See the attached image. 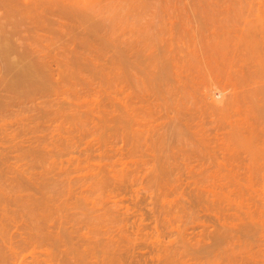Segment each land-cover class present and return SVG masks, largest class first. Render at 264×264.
Masks as SVG:
<instances>
[{"label": "rangeland", "instance_id": "rangeland-1", "mask_svg": "<svg viewBox=\"0 0 264 264\" xmlns=\"http://www.w3.org/2000/svg\"><path fill=\"white\" fill-rule=\"evenodd\" d=\"M6 1L0 0V264H207L206 244L221 241L212 238L220 229L213 231L206 220L201 162L234 140L238 34L252 25L264 28V0ZM14 35L19 41L24 36L22 42ZM30 40L35 47L29 52ZM4 43L13 47L4 49ZM38 46L59 63L51 62L58 78L49 71L43 78L48 87L28 92L15 82L18 67L5 61L22 56L28 62ZM214 145L217 156L206 153ZM3 193L14 198L5 195L6 201ZM18 229L42 237V246L25 244ZM6 242L15 243L16 254Z\"/></svg>", "mask_w": 264, "mask_h": 264}, {"label": "bare ground", "instance_id": "bare-ground-1", "mask_svg": "<svg viewBox=\"0 0 264 264\" xmlns=\"http://www.w3.org/2000/svg\"><path fill=\"white\" fill-rule=\"evenodd\" d=\"M5 1V0H4ZM9 1V0H8ZM8 1H6L5 2V5L6 4H8ZM16 0H14V2H15ZM19 2H20V0H18ZM43 1V0H42ZM49 1H51V0H49ZM71 1V0H70ZM74 1V0H73ZM17 2V1H16ZM21 2H23L22 0H21ZM52 2V1H51ZM54 2H55V0H54ZM10 3H13V1H10ZM33 3V2H32ZM31 3V4H32ZM49 3V2H48ZM57 4H58V2H56ZM70 3V2H69ZM21 4V3H20ZM19 4V5H20ZM76 4V3H75ZM0 5H1V7H2V5L3 4H1L0 3ZM9 5V4H8ZM7 5V6H8ZM24 5V4H23ZM42 5H43V3H42ZM41 5V6H42ZM48 5V4H47ZM53 5L54 4H52V6L51 7H53ZM7 6H5V7H7ZM18 6V5H17ZM20 6H22V5H20ZM24 6H26V5H24ZM45 6V5H44ZM55 6V5H54ZM72 6H74V7H76V5H72ZM74 7H72V8H70L71 10H73V8ZM11 7L9 6V8H7V11H9V10H12V9H10ZM22 8V7H21ZM27 8L29 9V8H31V6L29 7H26V8H24V12H23V9H22V12L25 14V10H27ZM50 8V7H49ZM48 7H47V11H49V10H51L52 11V9H49ZM65 9H66V7H64ZM9 9V10H8ZM17 9V10H16ZM42 9H43V7H42ZM54 9V8H53ZM57 11L56 12H58L59 10H60V6H58V8H55ZM64 9V10H65ZM15 10L17 11V12H15L14 11V9H13V11L16 13V14H20V13H18V11L19 10H21L20 8H15ZM37 10V9H36ZM35 10V11H36ZM68 11H70L69 10V8L67 9ZM74 10H75V8H74ZM6 11V12H7ZM29 13H30V11H31V9H30V11L29 10H27ZM51 11H49V12H51ZM66 11V10H65ZM65 11L63 12V10H62V7H61V13L62 14H64L65 15ZM76 11V10H75ZM75 11H73V12H75ZM39 12H42V11H40V9H39ZM48 12V13H49ZM55 12V13H56ZM71 12V11H70ZM22 13V14H23ZM33 13H35V12H33ZM36 13H37V11H36ZM43 13V12H42ZM42 13H41V15H42ZM53 13V12H52ZM60 13V14H61ZM12 14H14L13 12H11L10 13V15H12ZM16 14L15 15H13L14 17L16 16ZM40 14V13H39ZM58 14H59V12H58ZM61 14V15H62ZM69 14H71V13H69ZM68 13L66 14V15H69ZM73 14V13H72ZM71 14V17L73 16ZM75 15H76V13H74ZM8 14H6V16H7ZM26 15V14H25ZM27 15H28V13H27ZM31 15V14H30ZM50 15V14H49ZM36 15H34V17H35ZM54 16H56V15H54ZM8 17V16H7ZM11 17V16H10ZM18 17H22L21 15H19ZM17 16H16V18H18ZM29 17V16H28ZM49 17H51L52 18V16L50 15V16H48V17H46V18H49ZM59 17V16H58ZM24 17H22V19H23ZM40 18V17H39ZM43 18H44V16H43ZM50 18V19H51ZM57 18V17H56ZM60 18L63 20V18H65V17H61L60 16ZM59 18V19H60ZM11 19H12V17H11ZM13 19H15V18H13ZM19 21V23H18V25L20 24V23H22V22H20V19H18ZM35 20V19H34ZM36 20H37V18H36ZM38 20H40V19H38ZM44 20V19H43ZM46 20H48V19H46ZM54 20V19H53ZM52 20V21H53ZM56 20V19H55ZM11 21V20H10ZM57 21V20H56ZM56 21H54V22H56ZM12 23H11V25L13 24V20L11 21ZM17 22V21H16ZM32 22H34V21H32ZM38 22V21H37ZM40 22V21H39ZM59 22V21H58ZM61 22H64V21H61ZM9 23V22H8ZM26 23V22H25ZM31 23V22H30ZM30 23H28V24H30ZM42 23V22H41ZM6 24V23H5ZM23 24V23H22ZM14 25H16V24H14ZM25 25H27V24H25ZM33 25L34 24H32V28H34L33 27ZM36 25V24H35ZM34 25V26H35ZM37 25H39V24H37ZM58 25H60V23H58ZM57 25V26H58ZM13 26V25H12ZM259 26H261L260 24H259ZM16 27V26H15ZM14 27V28H15ZM41 27V26H40ZM60 27V26H59ZM64 27V26H63ZM255 27V28H254ZM258 27V26H257ZM263 27V26H262ZM13 28V29H14ZM37 28H39L38 26H37ZM42 28V27H41ZM61 28V27H60ZM43 29V28H42ZM11 30V29H10ZM21 31H22V29H20ZM29 30H33V29H29ZM7 31H9V30H7ZM16 30L14 29V31L13 32H15ZM36 31H38V30H36ZM40 31H41V29H40ZM33 32V31H32ZM7 33H10V32H7ZM6 33V34H7ZM23 33V32H22ZM21 33V35H24V36H26L25 34H22ZM11 35H13L12 34V32L10 33ZM35 35V34H34ZM20 36V35H19ZM24 36H23V38H24ZM31 36H33V35H31ZM38 36H40L39 34H38ZM43 36V35H42ZM29 37V36H28ZM27 37V38H28ZM41 37V36H40ZM22 38V39H23ZM14 39H15V35H14ZM22 39H20V41L17 39V37H16V43L19 41V42H22L21 40ZM31 39V38H30ZM35 39V38H34ZM74 40H76V39H74ZM73 40V42H75ZM3 42H5L4 40H3ZM2 42V40H0V45H1V43H3ZM29 42V41H28ZM30 42H31V40H30ZM72 42V43H73ZM6 43H9V41H6ZM33 42H31V44L29 45L30 47L32 46V45H34V43L32 44ZM38 43H41V42H38ZM45 43H48V42H45ZM71 43V42H70ZM71 43V44H72ZM76 43V42H75ZM75 43H73L72 44V46H74L75 45ZM85 43V42H84ZM84 43H82L83 45H86V44H84ZM106 43H108V42H106ZM42 44V43H41ZM69 44V43H68ZM67 44V45H68ZM4 45H5V43H4ZM7 45V47H5L4 49H6V48H10V46L11 47H13L12 45H9V44H6ZM5 45V46H6ZM48 45V44H47ZM62 45H64V44H62ZM103 45V44H102ZM2 46H3V44H2ZM49 46V45H48ZM66 46V45H65ZM76 46V45H75ZM75 46H74V49H76L75 48ZM96 46V45H95ZM109 46L111 47H113V45H111V44H109ZM117 46V45H116ZM20 47H22V46H20ZM20 47H18V48H20ZM27 47H28V45H27ZM29 47V48H30ZM33 47H35V46H32V48H30V50H29V52L30 51H32L31 49H33ZM40 46H38V48H39ZM43 47V46H42ZM47 47V46H46ZM61 47V46H60ZM59 47V48H60ZM64 47V46H63ZM67 47V46H66ZM69 47V46H68ZM88 47H89V45H88ZM94 47V46H93ZM97 47V46H96ZM109 47V48H110ZM29 48H27L25 51L27 52V50L29 49ZM38 48H35L34 50H35V53L37 52V54H35V55H32V60H30V61H28V62H23V60L22 59H24L22 56H20L19 58L18 57H15V58H17V59H15L14 57V59L13 60H11L10 62H9V60H10V58H8L7 56H6V54L8 53V52H10V53H13V52H11V51H8L6 54H5V57H7L9 60H8V62L7 61H5L6 60V58L4 57V56H2V57H4V59H3V61H5L6 63H8V66L9 67H18V69L17 70H15V71H17V75L20 77L19 79H17L16 78V80H15V82H17V83H19V81H20V83L18 84V86H19V88H22L23 87V89L24 90H27L28 89V92H29V87H33V88H39L38 90H40L41 88L43 89V90H45L44 89V87L46 88V87H48L47 85L49 84H46L45 82H44V79L43 78H47L48 79V77H49V71H50V75H51V78L52 79H55L56 77L58 78V76H54V73L56 74L59 70H57V69H53L54 67H52L51 65H52V63H54V65H55V63L58 65L59 63H57L54 59V61L52 62V61H50V59H52L51 57H50V55H48L47 53H46V51H44L43 53H42V50L41 49H43V48H39L40 50H37ZM51 48V50L53 51V49H52V47L50 46L49 48H47V49H50ZM59 48L57 49V50H59ZM72 48V47H71ZM97 48H99V47H97ZM103 48V47H102ZM105 48V47H104ZM114 48H115V45H114ZM12 50L14 49L15 50V47L14 48H11ZM44 49H46V48H44ZM73 49V48H72ZM91 49H92V47H91ZM88 50V51H90L91 53L93 52V54L91 55V56H93L94 55V53H95V51L94 50ZM94 49V48H93ZM96 49V48H95ZM116 49H118V48H116ZM115 49V50H116ZM7 50H9V49H7ZM18 50H20V49H18ZM33 50V51H34ZM61 50V49H60ZM64 50V49H63ZM62 50V51H63ZM99 50V49H98ZM119 50H121V51H124V50H122V49H119ZM119 50H116V51H118L119 52ZM4 51V50H3ZM56 51V50H55ZM71 51V50H70ZM120 51V52H121ZM2 52V51H1ZM24 52V51H23ZM25 52V53H26ZM57 52V51H56ZM69 52V51H68ZM89 52V53H90ZM117 52V53H118ZM43 55H42V54ZM54 53V52H53ZM72 53H74V52H72ZM72 53L70 54V56L72 55ZM123 53V52H122ZM121 53V54H122ZM14 54V53H13ZM51 54V53H50ZM55 54V53H54ZM58 54V52L55 54V55H57ZM75 54H76V52H75ZM96 54V53H95ZM100 54V53H99ZM103 54H104V52H103ZM119 54V53H118ZM120 54V55H121ZM7 55H9V53L7 54ZM11 56H12V54H10ZM64 55V54H63ZM69 55V54H68ZM85 55V54H84ZM90 55V54H89ZM89 55L87 54V56L89 57ZM126 55V54H125ZM124 55V56H125ZM51 56H52V54H51ZM73 56V55H72ZM72 56H71V60H72ZM86 56V55H85ZM85 56H82L81 58H83L84 60H85V58H87V56L85 57ZM91 56L89 57V58H87L86 60H90V61H93V59H94V61L93 62H97V61H95V59H97V57H99L98 56V54H96V55H94L92 58H91ZM124 56H122V57H124ZM28 57V56H27ZM26 57V58H27ZM30 57V56H29ZM34 57V58H33ZM35 57H37V58H35ZM73 57H75V56H73ZM106 57H107V55H106ZM25 58V59H26ZM54 58V57H53ZM57 58V57H56ZM65 59H66V57H64ZM63 58V59H64ZM76 58V57H75ZM79 58V57H78ZM91 58V59H90ZM236 58H237V83L235 84L236 85V87L235 88H237V90L235 91L234 90V92L235 93H233L234 95V101H233V104H234V110L235 109H237V110H235L234 112H235V119H236V116L238 117L235 121H236V123L234 124V126L236 125V127H235V129H234V140H233V142H232V140H231V142L230 141H228L229 142V145H228V143H227V141H223L222 143L223 144H221L220 143V147H219V145H218V148L217 149H219L218 151H220L219 152V154H218V156H220L221 155V153H222V156H220V157H218L217 156V153H215V149H213L214 147L216 148V146L214 145L213 147H212V149L213 150H211L212 151V153L211 152H209L210 151V148H209V151L208 152H206V153H210L211 155H213V153H214V155H216L217 157L216 158H214V157H212L211 156V158H213V159H206V161L205 160H203L204 162H201L202 164L201 165H203V168H204V170H203V168H202V175L204 176L205 174H206V179H202L203 180V182L205 181L206 182V186H205V190L203 191V189L201 190V193H202V199L204 200L203 202H204V211H205V216L207 215L209 218H211V222L210 221H208V219L209 218H207V216H206V220L208 221L207 223H209L210 225H208L206 222V224L208 225V227L209 226H212L213 227V231H214V229H215V232H217L219 229V231H220V233L218 234V233H215L214 234V232H212L213 233V236H212V238L214 239V240H219V241H221V242H215V241H213V242H215L217 245H215V243L213 244V245H211V246H213V248L210 246V243H209V246L210 247H208L207 245L208 244H206V247H207V249H204V250H207L206 252H204V253H206V254H209V255H207L206 256V258H207V261H206V263L208 264L209 263V261L211 260V259H214V257H211L210 258V256H213L212 254H215V259L214 260H212L211 262L212 263H209V264H216V263H218V261L221 259L222 260V258H219V259H217L216 258V255L218 254V257H224V255H225V257L223 258L225 261H219L220 263H218V264H264V141H262V140H264V138H263V135L264 134H262V133H264V124H263V122H264V109H263V105H264V28H256V26L255 25H252L251 27H248V28H245V29H242L241 31H240V33L238 34V41H237V44H236ZM28 59V58H27ZM34 59H36V60H34ZM38 59V60H37ZM69 59V58H68ZM110 59V58H109ZM109 59H107L106 61H108ZM120 59H121V56H120ZM122 59H125V57L124 58H122ZM39 60H41V61H39ZM56 60H58V59H56ZM70 60V59H69ZM88 60V61H89ZM99 60V59H98ZM119 60V59H118ZM25 61V60H24ZM65 61V60H64ZM76 61V60H75ZM75 61H74V63H75ZM83 61V60H82ZM88 61H86V62H88ZM105 61V62H106ZM4 62V63H5ZM52 62V63H51ZM104 62V63H105ZM3 63V64H4ZM66 63H68V62H66ZM70 63V62H69ZM71 63H73V60H72V62ZM94 63V64H95ZM113 63V62H112ZM115 63V62H114ZM63 64V63H62ZM61 64V65H62ZM81 64H83V63H81ZM97 64H98V62H97ZM97 64H95L96 66H97ZM109 64V63H108ZM7 65V64H6ZM53 65V66H54ZM112 65H115V64H112ZM117 65V64H116ZM52 67V68H51ZM60 66H58V67H56V68H59ZM71 67V66H70ZM106 67H107V64H106ZM110 67V66H109ZM112 68H113V66H111ZM117 67H119V66H117ZM72 68V67H71ZM114 68H116V67H114ZM12 69V68H11ZM68 69V68H67ZM73 69V68H72ZM71 69V70H72ZM120 69V68H119ZM13 70H14V68H13ZM46 70H48V73H47V75H46V73H45V71ZM54 70H57V71H54ZM121 70V69H120ZM10 71V70H9ZM8 71V72H9ZM61 71V70H60ZM68 71V70H67ZM73 71H75V69L73 70ZM1 72H2V70H1ZM11 73L12 72H10V74H8V75H11ZM60 73V72H59ZM1 74V73H0ZM13 75H15V73H12ZM58 74V73H57ZM2 75V74H1ZM3 77V76H2ZM9 77V76H8ZM15 77V76H14ZM55 77V78H54ZM157 77V76H156ZM6 78V77H5ZM39 78H41L40 80H38ZM21 79V80H20ZM158 79H159V77H158ZM156 80V79H155ZM163 79L161 78V81H162ZM23 81V82H22ZM26 83H25V82ZM159 81V80H158ZM157 81V82H158ZM1 82H2V80H1ZM22 83H23V85H22ZM30 83H31V85H30ZM44 83L46 84V86L44 85ZM28 84V85H27ZM51 84V83H50ZM17 85V84H16ZM20 85H22V87H20ZM30 85V86H29ZM44 85V86H43ZM24 86H26V87H24ZM28 86V87H27ZM43 86V87H42ZM97 87V86H96ZM26 88V89H25ZM41 89V90H42ZM97 89V88H96ZM31 90V89H30ZM33 90V89H32ZM23 92H26V91H23ZM28 92H26L27 94H28ZM220 92V91H219ZM31 93V92H30ZM29 93V94H30ZM44 93V92H43ZM26 94V95H27ZM28 94V95H29ZM31 95H33V92L31 93ZM31 95H29V96H31ZM28 96V97H29ZM34 96H35V98L36 99H38V95H37V97H36V94H34ZM34 96H32L31 97V101L32 100H34V99H32ZM41 95H39V98H41L40 97ZM25 97H27V96H25ZM213 97V96H212ZM213 98H215V97H213ZM215 100H217V99H215ZM35 101V100H34ZM215 102H217V101H215ZM215 106H218V105H216L215 104ZM235 106H236V108H235ZM262 110H263V112H262ZM261 111V112H260ZM260 113L261 114H263V115H260ZM262 116L263 117V119L261 118L260 119V116ZM260 121H259V120ZM257 121H259L258 123H257ZM263 121V122H262ZM262 122V123H261ZM259 124H261V126H262V128H261V126L259 125ZM263 124V125H262ZM260 126V127H259ZM259 128H261V129H259ZM261 130V131H260ZM263 131V132H262ZM262 132V133H261ZM262 134V135H261ZM226 142V143H225ZM231 143V144H230ZM217 144H219V143H217ZM227 144V145H226ZM223 147V148H222ZM220 148H222L221 150H220ZM222 150H223V152H222ZM214 151V152H213ZM207 154V156H208V158H210V155H208ZM207 156L205 155L204 156V158L206 157L207 158ZM204 163V164H203ZM205 166V167H204ZM202 176V177H203ZM205 184V183H204ZM27 185V184H26ZM30 185V184H29ZM202 185H203V183H202ZM33 186V185H32ZM18 187H21V186H18ZM31 187V186H30ZM30 187H28V185H27V188H24V189H26V191H27V189L28 188H30ZM34 188H35V186H34ZM9 189H11V188H9ZM21 189V188H20ZM36 189V188H35ZM8 190V189H7ZM13 191H14V189H12ZM12 190H9V191H11L12 192ZM32 190H34V189H32ZM38 190V189H37ZM37 190H35V191H37ZM40 190V189H39ZM29 191V190H28ZM8 192V191H7ZM14 193V192H13ZM16 193H18V191L16 192ZM20 193V192H19ZM12 194V193H11ZM27 194V193H26ZM29 194V193H28ZM27 194V195H28ZM3 198H5V193H3ZM10 195V194H9ZM14 195V194H13ZM13 195H10V197H12ZM16 195V194H15ZM21 195H23V193L21 194ZM30 195V194H29ZM29 195L28 196H26V195H23V196H25V197H28V198H30L29 197ZM31 195H33L32 193H31ZM34 195H35V193H34ZM46 195V194H45ZM44 195V196H45ZM199 197V194H197L196 195V197ZM6 197L8 198V201L10 200V197L8 196V194L6 195ZM200 197V198H201ZM12 198H14V196L12 197ZM19 198V197H18ZM31 198H34V197H32L31 196ZM30 198V199H31ZM16 199V198H15ZM20 199H22L21 198V196H20ZM19 199V200H20ZM36 199V198H35ZM199 199V198H198ZM5 200H6V198H5ZM33 200V199H32ZM54 200V199H53ZM200 200V199H199ZM7 201V200H6ZM15 201H17L18 202V200H15ZM14 201V202H15ZM35 201V200H34ZM37 201V200H36ZM201 201V200H200ZM25 202V201H24ZM42 201L40 200V203H41ZM9 203V202H8ZM10 204H11V202H10ZM15 204H16V202H15ZM39 204V203H38ZM45 204V203H44ZM56 204V203H55ZM42 206H43V203L41 204ZM57 205V204H56ZM40 206V205H39ZM50 206V205H49ZM55 206V205H54ZM60 206V205H59ZM45 207V206H44ZM42 208V207H41ZM53 208V207H52ZM56 208H57V210H58V206H56ZM4 210H6L5 209V207L3 208ZM2 209V210H3ZM36 209V208H35ZM51 209V208H50ZM54 209V208H53ZM1 210V211H2ZM48 210V209H47ZM46 211V210H45ZM49 211V210H48ZM53 211V210H52ZM3 213H4V211H2ZM2 213V214H3ZM6 213V212H5ZM5 213H4V215H5ZM45 213V212H44ZM48 213V212H47ZM43 214V213H42ZM53 214V213H52ZM3 215V216H4ZM7 215V214H6ZM9 216H12V215H9ZM9 216H8V218H9ZM48 216H49V213H48ZM104 216V215H103ZM4 217H7V216H4ZM46 216H44V218H45ZM105 217V216H104ZM43 218V219H44ZM51 218V217H50ZM57 218H59V217H57ZM23 219V218H22ZM21 219V220H22ZM42 219V218H41ZM10 220H11V218H10ZM46 220V219H45ZM48 220V219H47ZM52 220V219H51ZM62 220V218L60 219V221ZM108 220V219H107ZM113 220H115V219H113ZM112 220V221H113ZM0 221H2V220H0ZM39 221H41V220H39ZM43 221V220H42ZM52 221H55V219L54 220H52ZM52 221H50V223L52 222ZM104 221V220H103ZM10 221H8V223H9ZM22 221H20V223H21ZM23 222H24V220H23ZM38 222V221H37ZM57 222H59V220L57 221ZM107 222V221H106ZM7 223V222H6ZM13 223H15V222H13ZM25 223V222H24ZM46 223H48V222H46ZM54 223H56V221L54 222ZM108 223V222H107ZM3 224V223H2ZM10 224H12L11 222H10ZM17 224V223H16ZM19 224V223H18ZM37 224V223H36ZM35 224V225H36ZM43 224V223H42ZM45 224V223H44ZM51 224H53V223H51ZM106 224V223H105ZM110 224V223H109ZM214 224V225H213ZM13 225H15V224H12V227L13 228H15V226H13ZM20 225H22V224H20ZM54 225V224H53ZM206 225V226H207ZM1 226H3V225H1ZM6 226V225H5ZM10 226V225H9ZM22 226H24V225H22ZM25 226H26V224H25ZM43 226V225H42ZM45 226V225H44ZM52 226V225H51ZM50 226V227H51ZM106 226H108V225H106ZM215 226V227H214ZM217 226V227H216ZM8 227V226H7ZM6 227V228H7ZM29 227H31L30 226V224H29ZM40 228H41V226H39ZM52 227H56V226H52ZM59 227V226H58ZM104 227H105V225H104ZM113 227V226H112ZM212 227H209V228H212ZM1 228H3L4 229V227H1ZM0 228V229H1ZM18 227L16 226V229H17ZM20 228V227H19ZM27 228V227H26ZM38 228V227H37ZM43 228V227H42ZM48 228V227H47ZM84 228V227H83ZM107 227H105V229H106ZM209 228H207V229H209ZM15 229V230H16ZM21 229V228H20ZM20 229H18L19 231H22V230H20ZM29 229V228H28ZM27 229V230H28ZM31 229V228H30ZM33 229V228H32ZM31 229V230H32ZM36 228H34V230H35ZM218 229V230H217ZM30 230V233H32V231ZM38 230H40V229H38ZM43 230H45V229H43ZM54 230L55 229H53V232H54ZM0 231H2V230H0ZM17 231V230H16ZM50 231V230H49ZM105 231V230H104ZM218 231V232H219ZM221 231H222V233H221ZM6 232V231H5ZM23 233H24V231H22ZM21 232V234H20V236H22L23 237V239H21V237H20V239L26 244H28V243H32V245H35V244H38V242H37V239L35 238V236H33L32 234H30V233H27V235H26V233H22ZM29 232V231H28ZM45 232V231H44ZM78 232H80V231H78ZM91 232V231H90ZM210 232H211V229H210ZM209 232V234H211ZM34 233V232H33ZM36 233H37V231H36ZM46 233L48 234V231L46 230ZM105 233V232H104ZM108 233V232H107ZM15 234L16 233H14V237H15ZM49 234H50V232H49ZM48 234V235H49ZM60 234V233H59ZM59 234H57V235H59ZM87 234V233H86ZM216 234H217V236H216ZM12 235V234H11ZM16 235H18V234H16ZM25 235V236H24ZM44 235H45V233H44ZM55 234H53V236H54ZM56 235V236H57ZM3 236V235H2ZM19 236V235H18ZM43 236V235H42ZM46 236V235H45ZM50 236V235H49ZM52 236V235H51ZM108 236H111L110 234H108ZM210 236V235H209ZM209 236H207V237H209ZM219 236V237H218ZM39 237H41V236H39ZM114 237V236H113ZM219 239H218V238ZM7 238V237H6ZM10 238V237H9ZM11 238H12V240H10L11 242L13 241V235L11 236ZM10 238V239H11ZM44 238V237H43ZM54 238V237H53ZM55 238H57V237H55ZM54 238V239H55ZM59 239H60V237H58ZM109 238V237H108ZM107 238V239H108ZM212 238H211V241H209V242H212ZM216 238V239H215ZM51 239H52V237H51ZM207 239V238H206ZM210 239V238H209ZM38 240H40V239H38ZM113 240H114V238H113ZM9 241V242H10ZM41 242L43 241V239H42V237H41V240H40ZM48 241V240H47ZM19 242H21V241H19ZM22 242V243H23ZM35 242V244H33ZM37 242V243H36ZM46 242V241H45ZM44 242V243H45ZM111 242H112V240H111ZM116 240H115V242L113 241V243L116 245ZM205 242H206V240H205ZM7 243L8 242H6V245H7ZM23 243V244H24ZM40 243V242H39ZM108 243H109V241H108ZM118 244L119 243H121V242H117ZM221 243H223L224 244V246L226 247V245H228L230 248H226V250L227 251H223L224 249H225V247L223 246V249H222V247H221ZM15 243H9L7 246V248H9V250L11 251V253L13 254H16V247H15V245H14ZM24 244V245H25ZM43 244V243H42ZM110 244L111 243H109V246H110ZM219 244H220V246H219ZM226 244V245H225ZM31 245V244H30ZM40 245H41V243H40ZM112 245V244H111ZM114 245V247L116 248L117 247V249L118 248H121L122 246H123V243H122V245L120 244L119 246L120 247H118V246H115ZM26 246H28V245H26ZM38 246H39V244H38ZM42 246V245H41ZM107 246H108V244H107ZM215 246V247H214ZM227 246V247H228ZM35 247H36V245H35ZM217 247V248H216ZM220 247V248H219ZM38 248V247H37ZM39 248H40V246H39ZM46 248V247H45ZM44 248V249H45ZM123 248H124V246H123ZM214 249L215 248V250H216V253L214 252V250L212 251V252H214V253H211V255H210V253L208 252V249H209V251H211L210 249ZM36 249V248H35ZM111 249H113V247L111 248ZM122 249V248H121ZM218 249H219V251H218ZM92 250V249H91ZM115 249H113V251H114ZM222 250V252L220 253V251ZM112 251V250H111ZM112 251V252H113ZM123 251V250H122ZM219 253H218V252ZM89 252V251H88ZM93 252V251H92ZM107 252H109V251H107ZM111 252V253H112ZM128 252V251H127ZM208 252V253H207ZM224 252H226L225 254H224ZM104 253V252H103ZM110 253V252H109ZM114 253H116V254H120L119 253V251H118V253H117V250L116 251H114ZM122 254H123V252H121ZM143 253V252H142ZM141 253V254H142ZM89 254H91V252L89 253ZM95 254V253H94ZM99 253H97V255H98ZM125 254H127V253H125ZM125 254H123L124 256H125ZM140 254V255H141ZM150 254H151V252H150ZM154 254V253H153ZM205 254V255H206ZM219 254L221 255V254H224V255H221V256H219ZM105 255H108V253L107 254H105ZM113 255V254H112ZM115 255V254H114ZM128 256H129V254H127ZM126 255V256H127ZM144 256H145V254H143ZM157 255V254H156ZM99 256V255H98ZM97 256V257H98ZM116 256H118V255H116ZM119 256H122L121 254L119 255ZM126 256H125V259L124 260H127V258H126ZM127 256V257H128ZM134 256V255H133ZM155 256V255H154ZM159 256V255H158ZM208 256H209V258H208ZM100 257V256H99ZM108 257V256H107ZM106 256H104L103 258L105 259V258H107ZM110 257V256H109ZM108 257V259H110ZM139 257V256H138ZM93 258H96L95 256H93ZM112 258V257H111ZM115 258V257H114ZM121 259L123 258V257H120ZM129 258V257H128ZM143 258V257H142ZM141 258V259H142ZM145 258V257H144ZM98 259V258H97ZM107 259V260H108ZM113 259V258H112ZM152 259V258H151ZM151 259H150V261H151ZM96 260V259H95ZM103 260V259H102ZM106 260V259H105ZM111 260V259H110ZM109 260V262L111 263V261ZM130 260V259H129ZM132 260V259H131ZM145 260H147V259H145ZM101 260L99 259V262H100ZM119 261H121V260H119ZM118 261V262H119ZM155 261V260H154ZM215 261H217V262H215ZM93 262V261H92ZM95 262V261H94ZM97 262V261H96ZM94 263V264H97V263ZM102 262H104V260L102 261ZM101 262V264H103ZM107 262V261H106ZM115 263H117V261L115 260L114 261ZM134 262V261H133ZM144 262V261H143ZM149 262V261H148ZM153 262V261H152ZM151 262V263H152ZM215 262V263H214ZM222 262V263H221ZM108 263V262H107ZM106 263V264H107ZM109 263V264H110ZM128 264L130 263V262H127ZM135 263H137V262H134V264ZM140 263V262H139ZM92 264V263H91ZM100 264V263H99ZM105 264V263H104ZM120 264H122V263H120ZM125 264V263H124ZM132 264V263H131ZM141 264V263H140ZM143 264V263H142Z\"/></svg>", "mask_w": 264, "mask_h": 264}]
</instances>
